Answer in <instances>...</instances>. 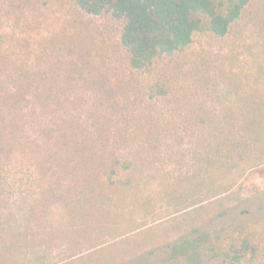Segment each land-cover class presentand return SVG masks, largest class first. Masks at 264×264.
I'll return each mask as SVG.
<instances>
[{"label": "trees", "instance_id": "1", "mask_svg": "<svg viewBox=\"0 0 264 264\" xmlns=\"http://www.w3.org/2000/svg\"><path fill=\"white\" fill-rule=\"evenodd\" d=\"M54 6L68 34L0 76V106L13 114L0 130L32 125L36 110L51 105L57 116L76 110L85 120L39 126L54 136L37 161L36 197L17 214L1 211L0 179V264H51L49 236L57 233L70 243L94 236L91 251L60 264H118L162 231L182 241L160 264H197L184 253L195 245L203 264H264V227L225 236L200 229L206 215L242 197L238 184L251 171L264 174V64L229 63L216 73L188 52L196 35H243L245 18L264 42V0H0V19L18 24ZM92 18L114 36L89 35ZM83 37L89 50L76 46ZM7 52L1 44L0 65ZM161 153L173 165L164 174ZM158 208L168 210L163 222H136L138 211L146 218Z\"/></svg>", "mask_w": 264, "mask_h": 264}, {"label": "rangeland", "instance_id": "2", "mask_svg": "<svg viewBox=\"0 0 264 264\" xmlns=\"http://www.w3.org/2000/svg\"><path fill=\"white\" fill-rule=\"evenodd\" d=\"M87 23L88 30L90 29V31L87 30L89 35L95 34L110 39L115 34L114 27L101 19H88ZM240 24L245 27L241 36L230 35L225 39H217L209 34L196 35L188 50L190 57L195 61L209 64L211 70L216 73L229 63L233 66L250 68L262 59L261 62L264 64V56H260L264 48L260 31L246 18L241 20ZM66 27L65 16L57 6L31 15L18 24L12 19H0V45H5L9 56L8 62L0 65V76L4 75L6 79V74L12 68L11 62L13 60H27L31 63L42 43L58 41L67 36ZM96 28L100 30L97 31ZM68 43L72 44V37L69 38ZM76 46L79 50H89L91 48L89 37H83V40L78 41ZM5 90L6 87L4 86V92ZM4 92L0 88V95ZM31 108L26 109L24 113L26 118L30 117L28 114ZM52 110V105L45 112L36 110L39 112L37 116H42V118H37V116L30 118V120L36 121L32 125L20 127L19 123L17 126L11 124L6 126L4 130H0V179L6 205L1 209L2 213L11 211L17 214L19 210L27 207L36 197V192L42 183L40 180L36 182V179H40L36 173L37 161L42 160L43 154L49 147L54 135L48 134L47 136L44 134V130L48 127L43 128L41 132L39 126H46L47 122L53 124L58 121L64 128L70 119L85 120L76 110H71L73 111L71 116L67 114L66 109L58 114L61 116L55 115ZM6 113L0 106V120ZM8 116L12 117L13 114H8ZM7 122L9 123L8 120ZM2 127L3 124L0 123V128ZM58 146L55 148L56 150L59 149ZM159 160L157 168L162 169V174L173 168V165L169 164L167 160V154L161 153ZM153 186V188L158 187L157 182H153ZM238 187L242 197L227 202L224 205L222 215H218L216 211L204 217L200 229L205 235L210 236L216 231H223L225 236L242 228L260 229L264 227V174L254 169L238 184ZM4 202H2L3 205ZM58 211L57 209L51 213L49 218H58ZM167 215L168 210L164 208H158L156 213L154 212L146 218H143L144 212L138 211L135 214V220L138 223L143 220L154 227L155 219L162 218L159 221L163 222L168 218ZM59 236L60 233L49 236L50 239L55 237L50 241V251L46 255L51 264H60V261L69 258L78 249L91 251V243L94 241V236H86L81 239L77 238L78 241L70 243ZM195 238V235L190 234L189 239L194 245ZM181 241L182 239L177 232H159L154 239L147 242L139 250V254L134 258L118 264H160L164 260L179 254L177 253L179 249L176 247L180 245ZM195 246L185 250L184 253L190 262L203 264L198 253V246ZM208 264L213 263L209 262Z\"/></svg>", "mask_w": 264, "mask_h": 264}]
</instances>
